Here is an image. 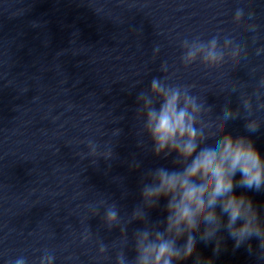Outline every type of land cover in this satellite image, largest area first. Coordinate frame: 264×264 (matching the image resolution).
<instances>
[{"label": "clouds", "instance_id": "obj_1", "mask_svg": "<svg viewBox=\"0 0 264 264\" xmlns=\"http://www.w3.org/2000/svg\"><path fill=\"white\" fill-rule=\"evenodd\" d=\"M239 16L238 12L237 19ZM215 46L216 41L212 40L206 57L213 62L218 58ZM187 55L194 57L195 51H189ZM152 90L164 98L159 110L150 108L147 113L146 129L154 143L155 154L175 152L183 161L190 160V163L182 172L158 168L156 183L144 188L142 195L146 200L170 197L165 229L167 238L165 233L157 232L153 242L148 240L147 232L141 233L136 264H172L173 259L191 257L195 250L191 233L198 224L207 225L221 219L215 211L218 200L221 212L228 216L229 235L235 239V247L247 242L248 249H252L251 240L255 238L258 241L256 247L264 251V225H261L259 214L253 208V200L233 192L237 172L241 173L238 182L241 186L255 191L264 186V159L252 140L225 133L214 146L202 147L197 152L198 142L206 139L202 129L196 127L195 114L200 106L187 96L181 106L179 90L166 89L155 79ZM247 127L253 131L257 129L255 124ZM116 216L117 213L111 210L107 214L109 222L115 221ZM237 220H243L239 227L236 226ZM185 231L189 236L181 251L175 246V240ZM206 235H210L207 228L202 238ZM44 259L51 260V257ZM44 259L41 264H44ZM119 259L123 264V257ZM16 264H24L23 259H18Z\"/></svg>", "mask_w": 264, "mask_h": 264}]
</instances>
